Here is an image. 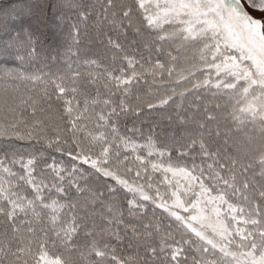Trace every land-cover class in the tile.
<instances>
[{"label": "snow or ice", "instance_id": "obj_1", "mask_svg": "<svg viewBox=\"0 0 264 264\" xmlns=\"http://www.w3.org/2000/svg\"><path fill=\"white\" fill-rule=\"evenodd\" d=\"M49 7L55 28L74 10L104 39L84 56L43 52V5L0 0V81L13 85L0 264H264V17L243 0ZM37 60L65 67L28 71Z\"/></svg>", "mask_w": 264, "mask_h": 264}, {"label": "trees", "instance_id": "obj_2", "mask_svg": "<svg viewBox=\"0 0 264 264\" xmlns=\"http://www.w3.org/2000/svg\"><path fill=\"white\" fill-rule=\"evenodd\" d=\"M47 1V5L44 8V14L47 16V22L39 26L40 43L39 46L43 52L50 53L52 49H58L62 54L78 51L81 56L94 53L101 49L100 41L104 37L100 36L97 31H95V20L90 19L87 22L78 21L77 13L74 10L67 11L65 16L64 24L57 29V31H51L55 28L53 25L55 23L54 17L50 12V5L55 3L56 0H34L35 3ZM86 3H95L96 0H84ZM102 2V0H100ZM79 24V35H76V30L72 28L73 24ZM107 32L108 29L105 28ZM74 40H78L79 43H75ZM15 67L16 65H10ZM28 71H40L43 75L45 73H55L58 69L64 70V64L59 65L51 64L49 62L48 66H44L42 60H37L35 63L26 66ZM13 85L6 84L0 81V115H2V104L4 100V90L6 88H12ZM15 87L18 89L21 96H27L31 94L33 89V84L31 83H17ZM157 87H163L162 85H157ZM13 99H16L13 97ZM11 102V101H10ZM160 113H153L152 119H160ZM164 190V186L161 185V191ZM159 215V211L157 213Z\"/></svg>", "mask_w": 264, "mask_h": 264}, {"label": "rangeland", "instance_id": "obj_3", "mask_svg": "<svg viewBox=\"0 0 264 264\" xmlns=\"http://www.w3.org/2000/svg\"><path fill=\"white\" fill-rule=\"evenodd\" d=\"M245 9L250 12L254 17L261 18L264 17V13H260L258 11H254L247 3V0H243ZM39 4L43 5V8L46 7L47 1L39 2ZM59 28H53L51 31H57Z\"/></svg>", "mask_w": 264, "mask_h": 264}]
</instances>
